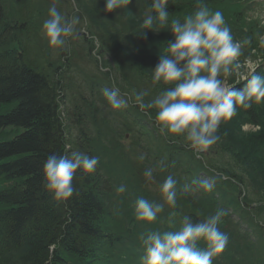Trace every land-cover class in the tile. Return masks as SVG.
Returning <instances> with one entry per match:
<instances>
[{
  "label": "trees",
  "instance_id": "1",
  "mask_svg": "<svg viewBox=\"0 0 264 264\" xmlns=\"http://www.w3.org/2000/svg\"><path fill=\"white\" fill-rule=\"evenodd\" d=\"M228 1L204 3L209 8ZM151 2L131 0L125 9L106 12L105 0H0L1 264H98L101 256H107L102 264H133L142 255L141 236L158 231L159 221L169 222L168 210L180 222L186 215L200 222L218 208L227 212L221 232L228 236V243L212 264H264L262 228L250 213L254 198L264 201V185L245 176L251 161L264 162L260 160L264 158V134L257 142L263 149L251 151L249 147L241 157H229L235 165L215 167L212 160L202 161L182 137L162 134L155 122L157 110H142L134 100L136 93L147 92V103L167 89L163 82L153 84L152 77L134 65L137 61L125 51L139 54L156 49L141 23L127 14L130 9L143 20ZM179 2L169 0V21L177 16L178 8L188 15L196 8V0ZM252 3L240 0L233 6L229 18L233 31L243 28L237 24ZM53 4L67 20L78 18L73 33L60 47L50 46L42 35V24ZM249 29L250 49H257V58L264 61V48L258 41L264 27L257 22ZM162 41L158 47L164 49L169 41ZM106 52L114 55L118 65L115 80L104 70L110 64L104 59ZM105 89L118 90L117 98L125 102L121 108L111 107L103 95ZM261 101H252L243 109L252 117V125L263 124L264 98ZM72 152L98 157L99 163L92 173L78 169L72 181L73 195L57 201L45 187L44 163L50 154L70 157ZM149 167L154 169L151 181L143 175ZM259 175L264 181L262 170ZM168 176L177 181L175 208L164 202L159 191ZM204 179L215 182L211 192L199 187L197 181ZM120 185L126 190L118 194ZM134 185L135 201L142 197L164 204L156 218L159 221L137 220L132 212L135 201L128 205L130 217L123 212ZM123 200L122 215L128 222L117 227L122 222L116 219V224L104 225L105 210L115 218L112 210ZM243 221L257 226L259 242L251 239ZM205 247V243L199 246Z\"/></svg>",
  "mask_w": 264,
  "mask_h": 264
},
{
  "label": "clouds",
  "instance_id": "2",
  "mask_svg": "<svg viewBox=\"0 0 264 264\" xmlns=\"http://www.w3.org/2000/svg\"><path fill=\"white\" fill-rule=\"evenodd\" d=\"M130 2L105 0L104 10L125 9ZM168 5L169 0H152L140 27L154 30V24L161 29L169 26L174 40L169 41L160 54L153 69L152 83L163 82L165 85L174 84V87L161 91L147 103L144 102L147 92L136 93L134 100L142 110H157L155 122L162 134L182 137L189 147L204 151L220 139L216 133L222 120L232 117L237 106L248 108L252 101L259 102L264 98V75L256 74L255 69H250L247 74L241 71L247 68L248 62L242 63L239 57L243 46L251 43V38L234 41L222 12H213L204 0H196L192 14L183 20L169 21ZM48 15L42 24V35L50 46H63L65 37L73 33L78 18L67 20L55 4L49 8ZM259 45L264 48V35L259 36ZM233 74L246 81L242 88L225 84V79ZM103 95L113 109H119L125 103L117 98L118 90L105 89ZM139 159L142 161L144 157ZM98 163V157L82 152H72L70 157L50 154L44 163L45 187L57 201L66 200L73 195L72 181L77 170L92 173ZM153 173L154 169L149 167L143 175L151 181ZM197 183L205 192H211L215 186L214 181L207 179ZM176 184L177 181L168 176L159 185L164 202L173 208L177 205ZM125 190L124 185L116 188L118 194ZM134 209L137 220L153 222L164 210V204L141 197L135 201ZM226 215V210L219 208L200 222H193V217L186 215L178 230L153 231L141 236L145 250L142 264H212L213 257L228 243V236L218 227ZM172 217L170 227H174ZM200 241L205 242L204 249L198 247Z\"/></svg>",
  "mask_w": 264,
  "mask_h": 264
},
{
  "label": "rangeland",
  "instance_id": "3",
  "mask_svg": "<svg viewBox=\"0 0 264 264\" xmlns=\"http://www.w3.org/2000/svg\"><path fill=\"white\" fill-rule=\"evenodd\" d=\"M179 3H184L185 0H179ZM240 0H230L228 1V3L226 4H215L209 7V9L213 12L215 11H220L223 14L225 23L227 26L230 27L231 29V34L233 36L234 41H243L245 38H251L250 36V27L253 26V23H257L259 22V25L262 29V27H264V5H261L259 8L255 9L254 11H249L247 12V15H244L245 18H243V21L241 23H238L237 26H243V28H239L238 32L233 31V26L231 27V21L229 18H232L231 16V12L233 11L232 8H234L233 6H235L237 3H239ZM71 10L72 12V16L75 15L76 11H75V5H72ZM178 10V14L174 19H180L183 20V18L188 15V11H186L185 9H177ZM75 12V13H74ZM127 14L128 16L134 20L135 22H140L142 23V19L139 18V16H137L132 10L128 9L127 10ZM245 14V13H244ZM46 16V15H45ZM139 23V24H140ZM230 25H229V24ZM154 30L152 29H147L144 30L146 36H148L150 38V42H154L156 49L153 51H148V53L145 51L143 53H139V54H134L133 51H129L128 49L125 50L127 52H130V54L128 56H133V58H135L134 65H138L142 67V71L147 73L148 76L152 77L153 76V69L155 68V66L158 64L159 59H160V54L164 51V49L159 48L158 46L163 42L162 40H167V41H173L174 40V35L171 33L170 28L168 25H165L163 29H161L159 27L158 24H154ZM157 30V31H155ZM89 35V33H88ZM259 41V40H258ZM148 42V41H147ZM163 45V44H162ZM250 46H252V44H247L244 45L242 48V55L239 57V60L243 63L245 61L248 62L247 68H242L241 71L244 72L245 74H247V72L250 69H255L256 74H258L260 72V67L258 66L259 64V60H257V53L256 50L257 49H250ZM252 48V47H251ZM104 59L107 60L110 64L105 65L104 70L106 72H110V75L112 76V78H115V72L116 69L118 67L116 60L114 58V55H112L111 53H105L104 55ZM138 63V64H137ZM264 75V74H263ZM222 79H224L222 77ZM115 80V79H114ZM244 82V80L237 78L234 74L228 78L225 79V84L227 86H234L236 88H238L239 84ZM122 84H124V86L130 88L129 86L126 85V83L123 81L122 79ZM119 86V84H118ZM166 88H171L174 87V84L172 85H165ZM259 102H263V101H259ZM243 107L237 106L236 108V112L235 114L226 119V120H222L220 126L221 128L218 129V132L216 133V135H218L220 137V139L217 141L216 144L212 145L210 148H208L205 151H199V153L201 154V158L202 161H206V160H212L213 164L215 167H223L225 165H235L236 162H231L229 161V157H231V155L237 156V157H241L242 156V152L249 150L252 151L253 149L256 151H260L261 149H263V147L261 146V143H257L258 140L261 138V136L264 134V118L262 119V126H257V125H252L250 124L249 120H252L251 116H247L244 114L243 112ZM256 120H260L261 116H257L255 117ZM224 131V133H223ZM246 143H248L249 145L247 146ZM234 148H236L237 150H234ZM259 156H261L260 154H257ZM204 159V160H203ZM260 160H264V158L262 157V159ZM238 162H242L241 159L238 160ZM245 162V161H244ZM250 163H253V165L246 166V168H248L250 170V172H245V176L248 180H250V178L252 177L253 180L255 182H257V180L259 181L260 185H264V181L262 179H258L260 178L259 172L262 170L264 172V167H260V164L255 163L254 161H251ZM248 171V170H247ZM249 175V176H248ZM201 176L203 177H207L206 173H201ZM251 176V177H250ZM130 195H129V200L128 202L124 205V201L121 202L120 206L124 205V209L125 211H123L122 208H120V206L115 210L118 211V209H121V211L117 212L115 214V218H117V221H121L122 223H118V226H121L124 223H127V218L125 217L127 215V217H130L131 213H128L130 211H128V205H130L131 203H133L135 200L134 198H137L138 194L135 188V185L131 188L130 187ZM261 193H263V191H260ZM247 195V192H246ZM249 197V196H248ZM255 203L251 206L250 208V213L253 214L251 216H253L256 225H260L262 228V232L260 233V237H264V201L262 202H258L256 201V199L254 198L253 200ZM133 206L135 204H132ZM135 210V209H134ZM132 210V212L135 213V211ZM126 213L125 216L122 215L123 212ZM170 212V217H172L171 211L168 210ZM214 209H211L209 215H213L214 213ZM235 219H238V214L234 215ZM136 218V217H135ZM173 221H174V225L176 227L179 228V222L180 220L176 218V215L174 217H172ZM141 221V220H139ZM156 221H159V219H156ZM148 222V221H146ZM161 222V221H159ZM116 224V222H115ZM222 220L220 222V224L218 225L220 231L222 229ZM242 225L245 229L249 230L251 233V239L254 241H260L258 239V234L256 233L257 231V226L253 224V227L248 225L247 221H243ZM250 227V228H249ZM1 264V263H0Z\"/></svg>",
  "mask_w": 264,
  "mask_h": 264
},
{
  "label": "bare ground",
  "instance_id": "4",
  "mask_svg": "<svg viewBox=\"0 0 264 264\" xmlns=\"http://www.w3.org/2000/svg\"><path fill=\"white\" fill-rule=\"evenodd\" d=\"M107 212H108V211H106V210H105V212H104L103 216H106V215H108V213H107ZM108 221H109V220H106V224L108 223Z\"/></svg>",
  "mask_w": 264,
  "mask_h": 264
}]
</instances>
